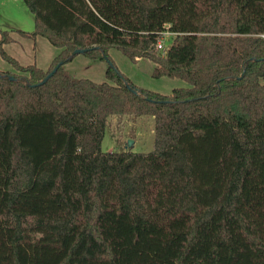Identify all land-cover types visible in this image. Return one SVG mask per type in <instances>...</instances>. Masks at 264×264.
Listing matches in <instances>:
<instances>
[{"label": "trees", "instance_id": "16d2710c", "mask_svg": "<svg viewBox=\"0 0 264 264\" xmlns=\"http://www.w3.org/2000/svg\"><path fill=\"white\" fill-rule=\"evenodd\" d=\"M24 2L59 51L21 65L1 32L0 264H264V0ZM112 48L187 85L139 88ZM111 115L152 116L153 148L103 151Z\"/></svg>", "mask_w": 264, "mask_h": 264}, {"label": "rangeland", "instance_id": "374dc122", "mask_svg": "<svg viewBox=\"0 0 264 264\" xmlns=\"http://www.w3.org/2000/svg\"><path fill=\"white\" fill-rule=\"evenodd\" d=\"M33 29V14L29 11L24 0H0V37L2 31H7L12 38L11 41L3 44L4 50L21 65L35 63L45 70L59 49L41 35L33 38L19 33V30L30 33ZM172 37L173 35L167 36L166 40L169 39L167 45ZM109 55L117 69L139 88L167 95L173 88L187 85L180 78L153 77L154 64L146 58L133 62L115 48L109 50ZM107 66V61L90 59L84 53L76 54L65 64V68L74 76L98 83L107 81L105 76ZM0 70L15 71L14 65L1 54ZM153 141L154 119L152 116L133 118L126 115H111L106 121L101 149L103 151L131 149L136 152H147L153 148Z\"/></svg>", "mask_w": 264, "mask_h": 264}, {"label": "built area", "instance_id": "2783aa9c", "mask_svg": "<svg viewBox=\"0 0 264 264\" xmlns=\"http://www.w3.org/2000/svg\"><path fill=\"white\" fill-rule=\"evenodd\" d=\"M168 35H170V36H171V35H175V32L170 31V30H169V27H168V25H167V26L165 27V29H164L163 31L160 32L159 37H158V39H157V41H156V47H157L159 50H161V51H165L166 48L168 47L167 42L169 41V39H168V41L166 40ZM169 38H170V37H169Z\"/></svg>", "mask_w": 264, "mask_h": 264}, {"label": "water", "instance_id": "95a60500", "mask_svg": "<svg viewBox=\"0 0 264 264\" xmlns=\"http://www.w3.org/2000/svg\"><path fill=\"white\" fill-rule=\"evenodd\" d=\"M87 49L86 48H77L71 54L75 55L78 53H84ZM59 65V64H58ZM58 65H56L41 81L40 83H44L57 69ZM134 92H137V89H134Z\"/></svg>", "mask_w": 264, "mask_h": 264}]
</instances>
